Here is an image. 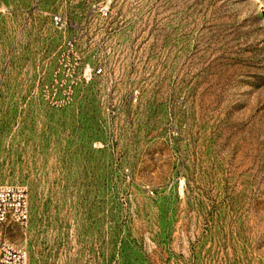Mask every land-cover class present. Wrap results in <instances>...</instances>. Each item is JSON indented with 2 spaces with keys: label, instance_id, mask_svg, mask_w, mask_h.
Wrapping results in <instances>:
<instances>
[{
  "label": "rangeland",
  "instance_id": "obj_1",
  "mask_svg": "<svg viewBox=\"0 0 264 264\" xmlns=\"http://www.w3.org/2000/svg\"><path fill=\"white\" fill-rule=\"evenodd\" d=\"M0 184L28 264H264V0H0Z\"/></svg>",
  "mask_w": 264,
  "mask_h": 264
},
{
  "label": "built area",
  "instance_id": "obj_2",
  "mask_svg": "<svg viewBox=\"0 0 264 264\" xmlns=\"http://www.w3.org/2000/svg\"><path fill=\"white\" fill-rule=\"evenodd\" d=\"M107 10L104 14L107 15ZM60 17H55L56 23ZM101 71V69H99ZM30 202L27 190L21 185L0 184V227L8 231L14 225L27 226ZM0 264H28V252L15 246L0 232Z\"/></svg>",
  "mask_w": 264,
  "mask_h": 264
}]
</instances>
